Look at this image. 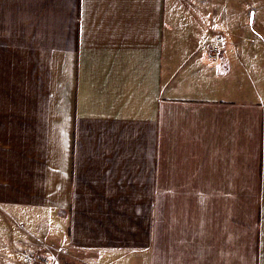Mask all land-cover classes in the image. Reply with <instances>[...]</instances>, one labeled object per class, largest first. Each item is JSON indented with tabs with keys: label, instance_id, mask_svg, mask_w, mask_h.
<instances>
[{
	"label": "crops",
	"instance_id": "0c3cea01",
	"mask_svg": "<svg viewBox=\"0 0 264 264\" xmlns=\"http://www.w3.org/2000/svg\"><path fill=\"white\" fill-rule=\"evenodd\" d=\"M237 4L0 0V210L114 264H264V0Z\"/></svg>",
	"mask_w": 264,
	"mask_h": 264
},
{
	"label": "rangeland",
	"instance_id": "374dc122",
	"mask_svg": "<svg viewBox=\"0 0 264 264\" xmlns=\"http://www.w3.org/2000/svg\"><path fill=\"white\" fill-rule=\"evenodd\" d=\"M229 1L248 5L254 12V5H257L261 0ZM251 27L254 29L257 27V22L254 24L253 16ZM19 223L18 218L0 210V264H24L23 255L33 257V264H44L45 260H50L52 264H114L119 259L120 254L116 253L72 249L65 245L58 246L46 237L40 240L41 236L30 234L26 231L25 224Z\"/></svg>",
	"mask_w": 264,
	"mask_h": 264
},
{
	"label": "built area",
	"instance_id": "2783aa9c",
	"mask_svg": "<svg viewBox=\"0 0 264 264\" xmlns=\"http://www.w3.org/2000/svg\"><path fill=\"white\" fill-rule=\"evenodd\" d=\"M220 41H221L220 37H216L214 39V43H219ZM217 51H218L217 47H213V52L216 53ZM22 260L24 264H33L34 262V258L30 257L29 255H23ZM44 262H45L44 264H52L50 260H45Z\"/></svg>",
	"mask_w": 264,
	"mask_h": 264
}]
</instances>
